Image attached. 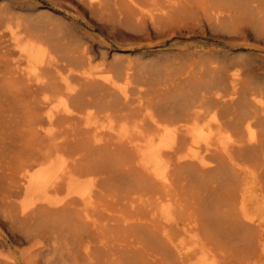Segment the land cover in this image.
I'll list each match as a JSON object with an SVG mask.
<instances>
[{"label":"rangeland","instance_id":"1","mask_svg":"<svg viewBox=\"0 0 264 264\" xmlns=\"http://www.w3.org/2000/svg\"><path fill=\"white\" fill-rule=\"evenodd\" d=\"M245 1L0 0L6 71L0 78L1 129L13 134L0 160V264H87L80 242L97 244L95 255L106 256L105 264L111 254L122 264H246L238 262L244 247L264 242L262 162L220 153L207 171L191 158L204 149L181 133L166 179L145 170L153 149L170 140L169 132L183 126L217 133L208 124L211 111L197 122L176 123L167 116L188 84L221 85L227 101L244 82L247 88L264 83V30ZM236 6L248 10L245 17L216 21V11ZM21 48L27 59L15 54ZM45 96L51 98L48 106ZM58 101L70 110L50 125L45 117ZM36 151L57 155L52 182H46L49 163L22 169ZM186 154L187 160L180 159ZM58 202L68 203L62 211L51 210ZM35 206L33 215L21 216ZM99 241L108 243L110 255ZM263 259L259 251L253 261Z\"/></svg>","mask_w":264,"mask_h":264},{"label":"bare ground","instance_id":"2","mask_svg":"<svg viewBox=\"0 0 264 264\" xmlns=\"http://www.w3.org/2000/svg\"><path fill=\"white\" fill-rule=\"evenodd\" d=\"M77 1V0H75ZM92 4H100L101 0H87ZM116 1V0H115ZM226 1V0H225ZM241 3L240 1H236ZM235 2V4H236ZM246 3H250V10L252 14V20H254L257 23H260L263 30H264V0H246ZM233 3V2H231ZM116 4V3H115ZM200 4V3H199ZM149 5V4H148ZM222 5V4H221ZM238 5V4H237ZM247 5V4H246ZM246 5H244L246 7ZM101 6V5H100ZM177 6V5H176ZM153 7V6H151ZM173 7V6H172ZM199 7V6H198ZM216 8V7H215ZM103 9V8H102ZM248 9V8H247ZM104 10V9H103ZM246 8H240L236 6L235 9L232 10V8H223L219 11L215 12V18L217 20H221L223 18H227L228 20H232L236 15H239L240 18L241 16H244L247 14ZM175 12V11H174ZM213 14V12H211ZM108 15V14H107ZM167 17V16H166ZM94 19V18H93ZM173 19V18H172ZM171 19V20H172ZM243 19V18H242ZM241 19H239L240 21ZM244 20V19H243ZM24 21V20H23ZM139 21V20H138ZM242 21V20H241ZM229 22V21H228ZM244 22V21H243ZM184 23V22H182ZM226 23V21H225ZM247 23V22H246ZM139 24V23H138ZM185 24V23H184ZM214 25V24H213ZM218 24H216L217 26ZM257 25V24H256ZM257 27V26H255ZM260 28V27H259ZM165 29V28H164ZM232 29V28H231ZM29 30V29H28ZM34 30V29H33ZM37 30V29H36ZM250 30V29H249ZM252 31V30H251ZM112 32V31H111ZM28 33H30L28 31ZM40 33V32H39ZM42 34V33H41ZM26 35V34H25ZM28 35V34H27ZM35 35V34H34ZM30 37H36V36H30ZM228 37V36H227ZM251 37V36H250ZM249 37V38H250ZM58 39V38H57ZM49 40V39H48ZM46 41V40H45ZM34 42V41H33ZM58 42V41H56ZM64 42V41H63ZM5 42H1L3 44ZM35 43V42H34ZM62 46V44H61ZM68 46V45H67ZM9 47H4L5 50H7ZM53 49V48H52ZM72 49V48H71ZM237 49V48H236ZM26 49L21 48L18 49L17 52H15L16 55H18L19 60L22 59H27L26 55ZM202 51V50H201ZM211 52V51H210ZM230 52V51H229ZM76 53V52H75ZM4 54H10L8 51H5ZM199 54V53H198ZM66 55V54H65ZM203 55V54H202ZM6 56V55H5ZM4 56V57H5ZM218 56V55H217ZM243 56V55H241ZM246 56V55H245ZM212 57V56H211ZM231 57V55H230ZM241 58V57H240ZM239 58V59H240ZM2 59V58H0ZM83 59V58H82ZM215 59V58H214ZM226 59V58H225ZM238 59V58H237ZM236 59V60H237ZM247 59V58H245ZM85 60V59H84ZM206 60V59H205ZM241 60V59H240ZM72 61V59H71ZM254 61V60H253ZM192 62V61H191ZM227 62V61H226ZM243 62V61H242ZM173 63V62H172ZM225 63V62H224ZM230 63V60H229ZM238 63V62H237ZM252 63V62H251ZM211 64V63H210ZM233 64V62H232ZM16 65V64H15ZM118 65V64H117ZM199 65V64H198ZM223 65V64H222ZM246 65V64H245ZM72 66V65H71ZM119 66V65H118ZM222 67V66H221ZM227 67V66H226ZM234 67V66H233ZM257 67V66H256ZM73 68V67H72ZM115 67H113L112 70H114ZM121 68V66H120ZM119 68V69H120ZM249 68V67H248ZM3 61L0 60V78L3 77L6 73L5 70H3ZM75 69V68H74ZM78 69V68H77ZM82 69V68H81ZM117 69V68H116ZM210 69V68H209ZM258 69V68H257ZM79 70V69H78ZM135 70V69H134ZM205 70V69H204ZM206 71V70H205ZM220 71V70H219ZM225 71V70H224ZM14 72V71H12ZM218 72V71H217ZM224 73V72H223ZM222 73V74H223ZM240 73V72H239ZM135 74V73H134ZM204 74H206L204 72ZM251 74V73H250ZM20 75V74H19ZM117 75V73H116ZM136 75V74H135ZM183 75V74H182ZM26 76V75H24ZM124 76V74H123ZM205 76V75H204ZM208 76V75H207ZM210 76V75H209ZM223 76V75H222ZM221 76V77H222ZM242 76V75H241ZM262 76V75H261ZM264 76V75H263ZM119 77V76H118ZM56 78V77H54ZM80 78V77H79ZM121 78V77H120ZM120 78L118 80H120ZM207 78V77H206ZM84 79V78H83ZM211 79V78H210ZM209 79V80H210ZM213 79V78H212ZM260 79V78H259ZM264 79V78H263ZM123 80V79H122ZM221 80V79H220ZM17 81V80H16ZM32 81V80H31ZM121 81V80H120ZM213 81V80H212ZM193 82V81H192ZM220 82V81H219ZM221 83V82H220ZM230 83H232V80H230ZM18 84V83H16ZM199 84V83H198ZM254 87L247 88L248 83L244 82L242 84V87H245L241 89L240 87L237 89V91H233L231 95H235L236 97L230 98L227 101H224L223 95H221L219 92L222 91V88L220 86L216 87L210 86L209 84L206 85H189L188 88L182 93L181 98H180V103L177 104V107H172L169 109L167 112V116L169 117H174V121L176 123H183V122H189V121H194L197 122V120L206 112H213V116L209 119L208 124H214L216 126L217 133H206L204 128L201 130H197L195 128H187L186 130H181L183 126L180 128H177L174 130V132H169L171 134V138L168 142L164 144H159L156 149H153V152L149 155L148 161L149 165L146 166L147 172L152 174L157 179H166L167 177V172L166 168L168 163L174 158L177 152V140L180 136V134H184L187 136H191L192 143L196 145L198 149H204V153H194L191 158L193 159V163L197 164L200 166L202 169L209 170L212 167L211 165L214 164V162L217 161V157L220 156V153L226 155H238V158L240 160L242 159H247V158H252L254 162H262L264 164V151L262 150V143L264 142L262 138L264 137V131H263V126H264V83H261L258 85V82L256 83ZM187 85V84H185ZM233 86V85H231ZM39 87V86H37ZM223 87V86H222ZM3 88V87H2ZM11 89V88H10ZM185 89V88H184ZM215 89V90H214ZM3 90V89H2ZM13 90V89H11ZM246 90V91H245ZM8 91V90H7ZM17 91V90H16ZM92 91V90H90ZM18 92V91H17ZM23 92V91H22ZM21 92V93H22ZM32 92V91H31ZM137 92V91H136ZM83 93V92H82ZM7 94V93H6ZM11 94V93H10ZM146 94V93H145ZM2 95V94H1ZM0 95V96H1ZM13 95V94H12ZM26 95V94H25ZM31 95V94H30ZM68 96L71 97V94L68 93ZM83 95V94H82ZM135 95V94H134ZM4 96V95H3ZM14 96V95H13ZM27 96V95H26ZM29 96V95H28ZM87 96V94H86ZM32 97V96H31ZM30 97V98H31ZM12 97H10L11 99ZM94 98V97H93ZM14 99V98H13ZM31 100V99H30ZM99 100V99H98ZM128 100V99H127ZM14 101V100H13ZM75 101V100H74ZM120 101V100H119ZM152 101V100H151ZM70 102V101H69ZM101 102V101H100ZM107 102V101H106ZM115 102V101H114ZM31 103V102H30ZM44 103L48 106L51 104V98L45 96L44 97ZM98 103V102H97ZM102 103V102H101ZM152 103V102H151ZM222 103V106H219ZM0 160L1 158L4 157V152L7 150L8 146L12 144V142L8 143V140L10 139V136L12 137V133H8L7 131H3L2 128V111H3V102L0 101ZM27 104V103H26ZM76 104V103H75ZM153 104V103H152ZM22 105V104H21ZM20 105V106H21ZM73 105V104H72ZM101 105V104H99ZM155 105V104H154ZM25 106V105H24ZM103 106V104H102ZM158 107V106H157ZM156 107V109H157ZM166 107V106H165ZM252 110V108H254ZM101 108V106H100ZM104 108V107H103ZM70 107L68 106L67 103H63L61 101H58V104L54 106L52 109L48 110L47 115L45 117V120L48 124H53L54 121L58 118L61 117L60 113H63L62 117L68 116ZM103 110V109H102ZM258 110L260 112H258ZM7 111V110H6ZM24 111V110H23ZM75 111V110H74ZM104 111V110H103ZM108 111V109H107ZM106 111V112H107ZM135 111V110H134ZM163 111V110H162ZM113 113V110H112ZM169 113V114H168ZM8 114V113H7ZM86 114V113H85ZM134 114V113H133ZM163 114V112H162ZM212 114V113H211ZM141 116V115H140ZM21 117V116H20ZM157 116H152L153 123L157 124L159 123L157 119H155ZM126 118V117H125ZM131 118V117H130ZM207 118H209L207 116ZM13 119V118H12ZM19 119V118H17ZM42 119V118H41ZM202 119V118H201ZM127 120V119H126ZM131 120V119H130ZM5 121V118H4ZM20 121V120H19ZM72 122V121H71ZM84 122V121H83ZM169 122V121H168ZM39 123V122H37ZM81 123V122H80ZM128 123V122H127ZM39 125V124H37ZM131 125V124H130ZM6 126V125H5ZM14 128V127H13ZM16 128V127H15ZM23 128V127H22ZM64 128V127H63ZM95 129V128H94ZM23 130V129H22ZM64 130V129H63ZM24 131V130H23ZM22 131V133H23ZM65 131V130H64ZM67 131V130H66ZM165 131V129H164ZM158 132V131H157ZM162 132V131H160ZM25 133V132H24ZM44 133V132H43ZM65 133V132H64ZM21 134V133H20ZM42 134V133H40ZM45 134V133H44ZM23 135V134H22ZM85 135V134H83ZM28 136V135H27ZM58 135H56L57 137ZM24 137V136H23ZM115 137V136H114ZM120 137V135H119ZM216 137H219V139H216ZM61 138V136H60ZM111 138V137H110ZM74 139V138H73ZM116 139V138H114ZM185 140V138H183ZM70 140V139H69ZM70 142V141H69ZM72 142V141H71ZM77 142V141H76ZM80 142V141H79ZM30 143V142H29ZM37 143V142H35ZM112 143V142H111ZM32 144V143H31ZM113 144V143H112ZM68 145V144H67ZM74 145V144H73ZM188 145V143H187ZM184 146V144H183ZM186 146V145H185ZM15 147V146H14ZM73 148V147H72ZM84 148V146H83ZM12 149V146H11ZM15 149V148H14ZM99 149V148H98ZM9 150V148H8ZM81 150V149H80ZM125 150V149H124ZM16 151V150H15ZM29 151V150H27ZM10 152H13L10 150ZM106 152V151H105ZM104 152V153H105ZM15 153V152H14ZM13 153V154H14ZM32 153V152H31ZM108 153V152H107ZM10 154V153H8ZM74 154V153H73ZM72 154V156H73ZM93 154V153H91ZM122 154V153H121ZM62 155V154H61ZM119 155V154H118ZM15 156V155H14ZM57 155L55 153H40V151H36L32 154L31 157L27 158L25 162L22 165L23 170H30L33 169L34 166L38 165H45V164H50L45 171H47L48 176L46 177V182H49L52 178V163L54 162V159L56 158ZM71 156V157H72ZM123 156V155H122ZM66 157V156H65ZM99 157V156H98ZM76 158V157H75ZM189 158V155L186 154L185 156L181 157L180 159L187 160ZM234 158V157H233ZM42 160V161H41ZM62 160V159H61ZM87 160V159H86ZM14 161V160H13ZM95 161V160H94ZM102 161V160H101ZM191 161V160H190ZM93 162V161H92ZM215 162V163H216ZM221 162V161H220ZM148 163V162H147ZM219 163V162H218ZM222 163V162H221ZM220 163V164H221ZM224 163V162H223ZM222 163V164H223ZM21 164V163H19ZM103 164V163H102ZM219 164V165H220ZM113 165V164H112ZM262 165V164H261ZM19 166V165H18ZM97 166V165H96ZM127 166V165H126ZM221 169L225 165H220ZM219 166V167H220ZM231 166V165H230ZM92 167V166H91ZM90 167V168H91ZM94 167V166H93ZM104 167V166H103ZM214 166V168H219ZM41 168V167H40ZM123 168V167H122ZM262 170V167H260ZM63 169V168H62ZM61 169V170H62ZM111 169V168H110ZM220 169V170H221ZM238 170V169H235ZM232 170V171H235ZM97 171V170H96ZM101 171V170H100ZM103 171V170H102ZM109 171V170H108ZM125 171V170H124ZM212 171V170H211ZM95 172V171H94ZM99 172V171H97ZM214 172V171H213ZM237 172V171H236ZM140 173V172H139ZM96 174V173H95ZM133 174V173H132ZM115 175V174H114ZM134 175V174H133ZM243 175V173H242ZM118 176V175H117ZM238 176V175H237ZM59 177V176H58ZM239 177V176H238ZM24 179L26 182H29V177L24 176ZM35 180H39V178H34ZM111 179V177H110ZM109 179V180H110ZM143 179V178H142ZM226 179V178H225ZM4 180V179H3ZM7 180V179H5ZM112 180V179H111ZM110 180V181H111ZM141 180V179H140ZM158 181V180H157ZM52 182V180H51ZM148 182V181H147ZM156 182V180H155ZM261 182V181H260ZM263 182V181H262ZM117 183V182H116ZM157 183V182H156ZM179 183V182H178ZM53 184V183H52ZM59 184V183H58ZM98 184V182H97ZM114 184V183H113ZM173 184V183H172ZM1 185V184H0ZM48 185V184H47ZM54 185V184H53ZM101 185V184H100ZM111 185V184H110ZM109 185V186H110ZM155 185V184H153ZM158 185V184H157ZM98 186V185H97ZM108 186V187H109ZM163 186V185H162ZM104 187V186H103ZM107 187V186H106ZM131 187V186H130ZM129 187V188H130ZM153 187V186H152ZM158 188V187H157ZM156 188V189H157ZM262 188V187H260ZM113 189V187H112ZM111 189V190H112ZM159 189V188H158ZM62 190V189H61ZM110 190V189H109ZM114 190V189H113ZM137 190V189H136ZM179 190V189H178ZM116 191V190H115ZM61 192V191H60ZM129 192V191H128ZM159 192V191H158ZM187 192V191H186ZM46 193H49L47 191ZM88 193V192H87ZM98 193V192H97ZM123 193V192H122ZM161 193V192H160ZM120 194V193H119ZM118 194V195H119ZM132 194V193H130ZM152 194V192H151ZM164 194V193H162ZM107 195V194H106ZM110 195V194H109ZM145 195V194H144ZM153 195V194H152ZM86 196V195H85ZM94 196V195H93ZM121 196V195H120ZM155 196V195H154ZM168 196V195H167ZM183 196V195H181ZM124 197V196H123ZM142 197V196H141ZM165 197V196H164ZM187 197V196H186ZM38 198V195L35 194L33 196V201L32 205L35 204L36 199ZM145 198V197H144ZM122 199V198H121ZM164 199V198H163ZM108 200V199H107ZM119 200V199H118ZM207 200V199H206ZM113 201V200H112ZM193 201V200H191ZM190 201V202H191ZM99 202V201H98ZM97 202V203H98ZM189 202V204H191ZM67 203H63L62 205H59L58 203L54 204L53 209L54 211H62L65 209V206H67ZM73 203V202H72ZM95 203V202H94ZM100 203V202H99ZM111 203V202H110ZM183 203V202H182ZM74 204V203H73ZM79 204V203H78ZM113 204V202H112ZM134 204V202H133ZM204 204V203H203ZM59 205V206H58ZM98 205V204H97ZM101 205V204H100ZM104 205V204H103ZM114 205V204H113ZM136 205V204H135ZM217 205V204H216ZM228 205V204H227ZM226 205V206H227ZM230 205V204H229ZM13 206V204H12ZM16 206V205H15ZM74 206V205H73ZM93 206V205H92ZM10 207V206H9ZM220 207V206H219ZM36 206L34 208H31L28 212L25 210L21 212V216L23 218L27 217L30 213H33L36 211ZM101 208V207H100ZM109 208V207H108ZM88 209V208H87ZM112 209V208H111ZM155 209V207H154ZM20 210V208H19ZM91 210V209H90ZM115 210V209H114ZM141 210V209H140ZM151 210V209H150ZM66 211V210H65ZM74 211V210H73ZM12 212V211H11ZM80 212V211H78ZM100 212V211H99ZM137 212V211H136ZM16 213V211H15ZM29 213V214H28ZM68 213V212H67ZM101 213V212H100ZM38 214V212H37ZM72 214V213H71ZM82 214V213H81ZM96 214V212H95ZM243 214V213H242ZM17 215V213H16ZM103 215V214H101ZM226 215V214H225ZM67 216V214H66ZM74 216H77L74 215ZM229 216V215H228ZM80 217V216H79ZM82 217V215H81ZM220 217V216H219ZM69 218V217H68ZM105 218V217H104ZM192 218V217H191ZM8 219V218H7ZM21 219V218H20ZM81 219V218H80ZM84 219V218H82ZM98 219V218H97ZM96 219V221H97ZM121 219V218H120ZM104 220V219H103ZM227 220V219H226ZM241 220V219H239ZM247 221L246 219H244ZM21 221V220H20ZM122 221V220H121ZM201 221V220H200ZM228 221V220H227ZM233 221V220H232ZM231 221V222H232ZM22 222V221H21ZM82 222V221H81ZM126 222V221H125ZM23 223V222H22ZM118 223V222H117ZM250 223V222H249ZM14 224V223H13ZM99 224V223H98ZM139 224V223H138ZM227 224V223H226ZM74 225V224H73ZM91 225V224H90ZM93 225V224H92ZM119 225V224H118ZM122 225V224H121ZM234 225V224H233ZM247 225V224H245ZM120 226V225H119ZM129 226V225H128ZM203 226V225H202ZM237 226V225H236ZM244 226V225H243ZM99 227V226H98ZM97 227V228H98ZM118 227V226H117ZM132 227V226H130ZM175 227V226H174ZM229 227V226H228ZM94 228V227H93ZM100 228V227H99ZM72 229V227H71ZM179 229V228H178ZM243 229V228H242ZM91 230V229H90ZM136 230V229H135ZM134 230V231H135ZM236 230V229H235ZM234 230V231H235ZM9 231V230H8ZM74 231V229L72 230ZM88 231V230H87ZM92 231V230H91ZM106 231V230H105ZM55 232V231H54ZM53 232V233H54ZM75 232V231H74ZM73 232V233H74ZM33 233V232H32ZM127 234V233H126ZM129 235V233H128ZM152 236V234L150 235ZM129 237V236H128ZM159 237V236H158ZM51 238V237H50ZM207 238V237H205ZM241 238V237H240ZM84 239V238H83ZM125 239V238H123ZM122 239V240H123ZM128 239V238H127ZM210 241V240H209ZM213 241V239H212ZM100 242V241H99ZM124 241H122L123 243ZM160 242V241H159ZM207 242V241H205ZM211 242V241H210ZM243 242V241H242ZM93 242H80L83 255L88 259L89 264H105V257H99L95 255L94 250L97 248L96 246H92ZM208 243V242H207ZM215 243V242H214ZM121 244V243H120ZM153 243H151L152 245ZM211 244V243H210ZM209 244V245H210ZM220 244V243H218ZM240 244V243H239ZM62 245V244H61ZM122 245V244H121ZM208 245V246H209ZM59 246V245H56ZM159 246V245H158ZM53 247V246H52ZM100 248L104 250L105 254H109L111 251L110 247L108 246L107 242H100ZM99 248V250H101ZM157 249V248H156ZM216 249V248H215ZM162 250V249H161ZM160 251V249H159ZM166 251V250H165ZM173 251V250H172ZM179 251V250H178ZM212 251V250H211ZM218 251V250H217ZM240 251V250H239ZM262 252L264 255V242H251L247 246L244 247V249L240 252L241 254L239 255L238 262H243L246 264H255L254 263V257L258 252ZM52 252H54L52 250ZM51 252V253H52ZM58 252V251H57ZM102 252V251H101ZM171 252V251H170ZM181 252V251H180ZM123 253V252H122ZM223 253V252H222ZM110 255V254H109ZM113 258L110 260V264H122V261L119 257H116L114 254H111ZM191 255V254H190ZM173 256V255H172ZM55 257V256H54ZM80 257V256H79ZM174 257V256H173ZM108 258V257H107ZM86 259V260H87ZM106 260H109L106 259ZM140 260V259H139ZM78 261V260H77ZM80 261V260H79ZM264 264V259L263 261L261 260ZM60 263V262H59ZM58 263V264H59ZM87 263V261H86ZM87 263V264H88ZM139 263V262H138ZM109 264V263H108ZM156 264V263H155Z\"/></svg>","mask_w":264,"mask_h":264}]
</instances>
